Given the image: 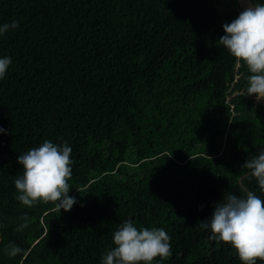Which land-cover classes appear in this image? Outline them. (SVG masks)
Here are the masks:
<instances>
[{
  "label": "trees",
  "instance_id": "obj_1",
  "mask_svg": "<svg viewBox=\"0 0 264 264\" xmlns=\"http://www.w3.org/2000/svg\"><path fill=\"white\" fill-rule=\"evenodd\" d=\"M264 4V0H255ZM238 0H0V264H101L125 221L163 228L153 264H241L197 226L264 149V101L219 45ZM72 148L70 211L23 205L17 157ZM16 249L15 255L9 253ZM257 264L264 261L257 260Z\"/></svg>",
  "mask_w": 264,
  "mask_h": 264
},
{
  "label": "clouds",
  "instance_id": "obj_2",
  "mask_svg": "<svg viewBox=\"0 0 264 264\" xmlns=\"http://www.w3.org/2000/svg\"><path fill=\"white\" fill-rule=\"evenodd\" d=\"M18 21L0 24V36L17 29ZM224 34L219 45L229 55L248 68L247 95L256 102L264 101V4L253 3L240 11L230 23L223 25ZM11 57H0V80L7 74ZM6 130L0 127V133ZM72 148L67 142L55 144L44 141L17 157L23 166L22 175L14 181L17 199L31 207L35 202H54L57 209L70 211L78 202L69 195L68 179L72 174ZM249 170L248 178H255L260 193H264V149L248 158L241 166ZM241 196L227 194L214 204L212 215L197 226L207 230L209 240L227 243L235 250L241 264L264 261V197L242 187ZM114 247L102 256L101 264H153L160 257L170 255V237L163 228H137L125 221L113 233ZM10 255L16 254L12 249Z\"/></svg>",
  "mask_w": 264,
  "mask_h": 264
},
{
  "label": "water",
  "instance_id": "obj_3",
  "mask_svg": "<svg viewBox=\"0 0 264 264\" xmlns=\"http://www.w3.org/2000/svg\"><path fill=\"white\" fill-rule=\"evenodd\" d=\"M252 3H253V0H238V4H239L241 11L249 7ZM240 183L243 187H245V185L242 183V177L240 178Z\"/></svg>",
  "mask_w": 264,
  "mask_h": 264
},
{
  "label": "bare ground",
  "instance_id": "obj_4",
  "mask_svg": "<svg viewBox=\"0 0 264 264\" xmlns=\"http://www.w3.org/2000/svg\"><path fill=\"white\" fill-rule=\"evenodd\" d=\"M250 191V190H249Z\"/></svg>",
  "mask_w": 264,
  "mask_h": 264
}]
</instances>
